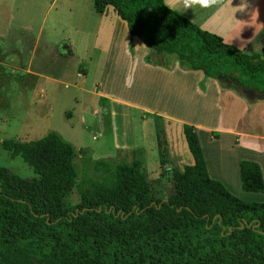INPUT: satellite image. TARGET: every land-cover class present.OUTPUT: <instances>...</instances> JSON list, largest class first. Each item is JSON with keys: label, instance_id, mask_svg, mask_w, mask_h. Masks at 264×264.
<instances>
[{"label": "trees", "instance_id": "obj_1", "mask_svg": "<svg viewBox=\"0 0 264 264\" xmlns=\"http://www.w3.org/2000/svg\"><path fill=\"white\" fill-rule=\"evenodd\" d=\"M91 1L98 14L111 7L154 57L174 56L249 105L264 100V58L225 44L164 0ZM183 135L194 164L165 171L174 189L166 200L153 196L137 159L93 160L56 132L0 142L36 175L26 181L0 168V264H264V202L242 201L211 179L194 127L184 125ZM76 157L110 176L69 206ZM240 179L245 191H264L257 163L241 161Z\"/></svg>", "mask_w": 264, "mask_h": 264}, {"label": "rangeland", "instance_id": "obj_2", "mask_svg": "<svg viewBox=\"0 0 264 264\" xmlns=\"http://www.w3.org/2000/svg\"><path fill=\"white\" fill-rule=\"evenodd\" d=\"M131 38L139 44L135 54L143 53L141 47L147 50V64L166 69L178 65L174 56L154 57L129 35L111 7L98 14L91 0H0V142L37 140L56 132L76 153L90 151L93 160L130 164L137 159L153 196L166 200L174 192L173 183L163 168L155 170L151 115L192 121L209 103L211 120L217 108L214 98L204 99L203 107L193 92L182 93L168 79L160 81L143 71L133 76L126 62ZM111 101L117 121L140 146L136 157L113 145ZM75 167L76 186L65 199L69 206L78 204L80 192L90 191L93 182L110 176L80 157ZM0 168L26 181L36 177L20 157L12 158L1 147Z\"/></svg>", "mask_w": 264, "mask_h": 264}, {"label": "crops", "instance_id": "obj_3", "mask_svg": "<svg viewBox=\"0 0 264 264\" xmlns=\"http://www.w3.org/2000/svg\"><path fill=\"white\" fill-rule=\"evenodd\" d=\"M242 2H246L247 7L242 11H236L235 7ZM164 3L169 9L182 15L200 29L220 37L225 44L243 54L264 58V0H231V5L227 4L222 8H201L197 5L189 9H184L182 0L175 6H171L170 0H164ZM233 13L236 20L233 22L234 26L231 31L225 32L222 25L225 20L232 18ZM129 43L131 52L139 47H135L139 44L132 38ZM141 49H143L141 54H135L134 51L132 55L128 51L126 56L127 68L131 69L133 76L136 77L135 73L143 71L149 76H156L160 81L168 79L177 89H181L182 93L184 90L193 92L196 102L203 107L204 99L214 98L217 108L216 117L211 120L209 103L204 107L206 110L201 109L200 114L195 115L192 121L166 113L152 114L155 119L151 134V150L158 159L155 170L160 172L163 168L164 172L171 169L183 171L185 166L194 164L183 135V126H192L198 135L210 178L219 181L230 194L242 201L264 202V191L261 193L245 191L240 179V162L250 161L259 165L264 182V100L259 99L249 105L246 99L234 91L221 89L216 80L205 75L202 77L191 74L200 71H183L176 63L172 68L169 67L170 69L147 64L145 62L147 50L142 47ZM109 111L115 149L131 151L136 157L140 146L124 130L122 123L117 121L112 101L109 104Z\"/></svg>", "mask_w": 264, "mask_h": 264}, {"label": "clouds", "instance_id": "obj_4", "mask_svg": "<svg viewBox=\"0 0 264 264\" xmlns=\"http://www.w3.org/2000/svg\"><path fill=\"white\" fill-rule=\"evenodd\" d=\"M179 2L180 0H170L171 6H175V4ZM182 4H183L184 9H189L197 5L200 6L201 8H210V7L222 8V7H225L227 4L231 5V0H182ZM246 7H247L246 2H242L240 5L235 7V9L236 11L237 10L242 11ZM234 13L232 14V18L230 20H225L222 25V28L225 32L231 31L234 26L233 22L236 21L234 18ZM129 86L131 85L129 84Z\"/></svg>", "mask_w": 264, "mask_h": 264}]
</instances>
